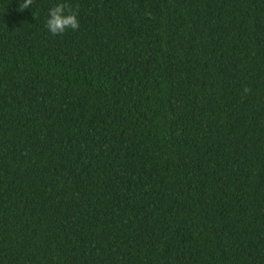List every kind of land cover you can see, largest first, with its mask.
I'll use <instances>...</instances> for the list:
<instances>
[{
	"label": "trees",
	"instance_id": "obj_1",
	"mask_svg": "<svg viewBox=\"0 0 264 264\" xmlns=\"http://www.w3.org/2000/svg\"><path fill=\"white\" fill-rule=\"evenodd\" d=\"M0 0V264H264V0Z\"/></svg>",
	"mask_w": 264,
	"mask_h": 264
},
{
	"label": "clouds",
	"instance_id": "obj_2",
	"mask_svg": "<svg viewBox=\"0 0 264 264\" xmlns=\"http://www.w3.org/2000/svg\"><path fill=\"white\" fill-rule=\"evenodd\" d=\"M32 3L33 0H20L19 6L23 10L29 9ZM44 25L53 36L64 34L67 30L75 32L80 27L78 12L67 3V0L55 3L48 9Z\"/></svg>",
	"mask_w": 264,
	"mask_h": 264
}]
</instances>
